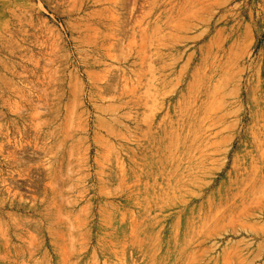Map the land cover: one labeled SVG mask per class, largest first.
I'll return each instance as SVG.
<instances>
[{
  "label": "rangeland",
  "instance_id": "rangeland-1",
  "mask_svg": "<svg viewBox=\"0 0 264 264\" xmlns=\"http://www.w3.org/2000/svg\"><path fill=\"white\" fill-rule=\"evenodd\" d=\"M0 264H264V0H0Z\"/></svg>",
  "mask_w": 264,
  "mask_h": 264
}]
</instances>
